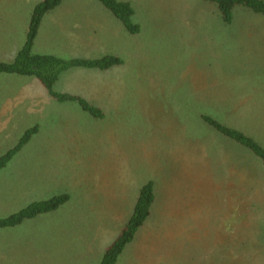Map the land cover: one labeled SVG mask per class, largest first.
Listing matches in <instances>:
<instances>
[{
    "label": "rangeland",
    "instance_id": "374dc122",
    "mask_svg": "<svg viewBox=\"0 0 264 264\" xmlns=\"http://www.w3.org/2000/svg\"><path fill=\"white\" fill-rule=\"evenodd\" d=\"M42 1L0 0V63L14 59ZM119 1L132 5L138 34L113 17V27L96 36L85 28L89 49L79 47L72 40L81 32L64 28L74 18L59 13L40 26L31 50L64 60L121 59L107 72L69 69L77 75L58 84L103 119L56 101L34 77L20 83L0 74V157L38 129L0 170V218L69 197L55 212L0 229V264H99L147 182L154 185L151 214L116 264H264V171L201 120L264 146V17L236 8L225 25L201 0ZM59 8L112 18L96 0Z\"/></svg>",
    "mask_w": 264,
    "mask_h": 264
},
{
    "label": "trees",
    "instance_id": "16d2710c",
    "mask_svg": "<svg viewBox=\"0 0 264 264\" xmlns=\"http://www.w3.org/2000/svg\"><path fill=\"white\" fill-rule=\"evenodd\" d=\"M64 0H44L33 9L26 41L15 59L10 63H0V74H15L19 76L35 77L45 88L50 96L58 102H76L84 112L95 119H103V112L78 96L58 94L53 87L59 76L72 68L93 69L108 71L113 67L122 65V60L114 56H103L100 59H70L64 60L54 56L34 55L31 53L33 41L36 37L38 27L44 15L57 8ZM117 20L122 28L129 34L135 35L140 31L139 26L134 23V9L129 2L119 0H96ZM207 4L214 5L221 21L225 25H231L236 8H243L256 15L264 17V0H201ZM205 122L217 134L232 141L235 146L247 150L261 165L264 171V146L258 140L244 132L228 127L210 117L202 116ZM38 132L37 128H31L22 135L17 144L0 157V170L4 169L9 161L22 148L29 143L31 138ZM66 195L54 196L47 201L35 202L6 218H0V229L20 226L24 221L33 219L39 215H46L57 211L67 201ZM155 202L154 185L152 182L144 184L138 194L137 201L133 207L132 215L125 227L106 248L103 258L99 264H116L118 258L125 248L131 244L139 230L151 214L152 205Z\"/></svg>",
    "mask_w": 264,
    "mask_h": 264
},
{
    "label": "crops",
    "instance_id": "0c3cea01",
    "mask_svg": "<svg viewBox=\"0 0 264 264\" xmlns=\"http://www.w3.org/2000/svg\"><path fill=\"white\" fill-rule=\"evenodd\" d=\"M44 1V0H43ZM64 1H67V0H64ZM63 1V2H64ZM63 2H61V4L57 7V8H55V9H53V10H51V11H49L46 15H44L43 16V18H42V20H41V22H40V25H39V27H38V30H37V34H36V37L38 36V32H39V28H40V26L42 25V24H45V23H51L52 22V20L59 14V13H65V15L66 14H68V16H69V18L70 17H72V18H74V21L73 22H71V23H69V25H67L66 27H64L65 28V30L66 29H69V28H74L76 31H80L81 32V35H79L78 37H76V39H75V41H73L72 40V43L74 44V43H77L78 45H79V47L81 46V47H84V48H87V49H89L88 47V45H89V42H88V39L86 38V36L87 35H85L84 33H86L87 31L85 30V28H90V29H94L95 31H94V36H96L95 34H96V31L97 30H99V31H105L106 29V27H107V25L109 24V26L110 27H113L112 26V23H113V16L111 15V13L105 8L104 10L105 11H107L110 15H111V17L112 18H110V16H108L103 10H91V11H83V10H80V11H77V12H73L72 10H76V8H74V9H72V10H69V12H62L61 10H60V6L62 5V3ZM99 3V2H98ZM101 5V4H100ZM102 6V5H101ZM103 7V6H102ZM53 13V14H52ZM75 13V14H74ZM97 13H99L101 16L99 17L98 16V14ZM50 14H52L50 17H48V15H50ZM32 15V14H31ZM63 15V14H62ZM65 15H63L64 17H67V16H65ZM79 18V19H81L80 21H78V20H76L75 18ZM31 19V18H30ZM46 19H48V20H46ZM29 24H30V22H29ZM28 30H29V28H28ZM28 30H27V33H28ZM26 37H27V34H26ZM36 37H35V39H36ZM64 38L66 39V41L68 42V38L66 37V36H64ZM92 39H93V37H91ZM35 39H34V41H35ZM25 41H26V39H25ZM34 41H33V44H34ZM69 41H70V39H69ZM25 43V42H24ZM101 43H102V41L100 40V42H99V45H101ZM24 45V44H23ZM23 45H20L19 47H17L16 48V50H15V52H14V56L16 57V55L18 54V52L22 49V47H23ZM76 45V44H75ZM33 46V45H32ZM33 48V47H32ZM34 55H38V54H34ZM40 55H45V56H51L50 54H40ZM106 56V55H105ZM107 56H114V55H107ZM15 57H14V59H15ZM114 57H116V56H114ZM13 59V60H14ZM12 60V61H13ZM11 61V62H12ZM77 69H79V68H77ZM83 69V68H82ZM88 70H93V69H88ZM111 70V69H110ZM110 70H108V71H110ZM95 71H98V70H95ZM98 72H107V71H98ZM67 73H70L71 75H77L76 73L77 72H69L68 70L67 71H65V72H63L60 76H59V78H58V80H57V82L55 83V85H54V92L55 93H58V94H67V95H72V96H76V94H72V93H70V89H68V87H66V86H62L61 88H58V84L61 82V81H64V77H65V75L67 74ZM5 74V73H4ZM11 75H15V74H11ZM16 77H19V78H16V79H18V81L20 82V83H27L28 81H30V78L29 77H27V76H19V75H15ZM12 77V76H11ZM35 78V77H34ZM10 79H12V78H10ZM15 79V80H16ZM37 80V79H36ZM38 81V80H37ZM39 82V81H38ZM39 84L41 85V83L39 82ZM42 86V85H41ZM43 87V86H42ZM25 89H26V91H29L28 90V88H26V87H24ZM27 95L29 96V97H31V95H30V93H27ZM39 95V93H37V96ZM38 100H39V98H37V103L36 104H38ZM32 102V104H34V106L36 105L34 102H33V100L31 101ZM10 110H13L12 108H10V107H8ZM1 109H3V108H0V112H3L4 110H1ZM2 119L3 120H5V121H9V122H12V121H14V120H17V121H19V117H17V118H10V117H2ZM7 125H9L8 126V128L9 129H15V125H11L10 126V124H7ZM37 126V125H36ZM36 126H34L35 128H37ZM1 129V128H0ZM37 134V133H36ZM35 134V135H36ZM33 138V137H32ZM26 146V145H25ZM24 146V147H25ZM23 149V148H22ZM20 152V151H19ZM18 152V153H19ZM17 153V154H18ZM16 154V155H17ZM15 155V156H16ZM14 156V157H15ZM3 170V169H2ZM47 215V214H46ZM42 216H45V215H39V216H37V217H35V218H33V219H30V220H26V221H24L20 226H22L23 224H25V223H28V222H30V221H34V220H36L37 218H42Z\"/></svg>",
    "mask_w": 264,
    "mask_h": 264
}]
</instances>
